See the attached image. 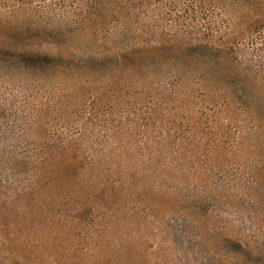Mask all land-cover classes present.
Segmentation results:
<instances>
[{
    "label": "rangeland",
    "instance_id": "rangeland-1",
    "mask_svg": "<svg viewBox=\"0 0 264 264\" xmlns=\"http://www.w3.org/2000/svg\"><path fill=\"white\" fill-rule=\"evenodd\" d=\"M0 264H264V0H0Z\"/></svg>",
    "mask_w": 264,
    "mask_h": 264
},
{
    "label": "trees",
    "instance_id": "trees-1",
    "mask_svg": "<svg viewBox=\"0 0 264 264\" xmlns=\"http://www.w3.org/2000/svg\"><path fill=\"white\" fill-rule=\"evenodd\" d=\"M87 49L88 50H94L93 48H92V46H87ZM156 49H153L152 50V52L153 51H155ZM136 51V50H135ZM149 52H150V50H148ZM18 56H22V57H28L29 59H31V62L33 63L32 65H35V66H39V65H49V64H52V63H54L55 61L54 60H57L58 61V58H56V57H50V56H36V55H22V54H18V53H13V54H11V57L12 58H14V57H18ZM117 58H118V56L117 55H115ZM105 57V59L108 57V56H103L102 58H104ZM139 58H141V59H145V57H143V55H142V53H136V52H134V53H132V54H130L129 56H126V57H124V58H120L121 60H122V62H124V63H127V64H132L133 62H130V61H132V60H135V59H139ZM89 60L91 61V62H98V64L100 65L101 64V62L100 61H102L101 59H97V60H94V58L93 59H90L89 58ZM69 159H70V156H69ZM78 160H79V158H78ZM77 160V161H78ZM71 161V162H70ZM76 157L74 156V160H67V161H65V163L67 162V167H64V169L63 170H70V167H72L73 165H75L76 163ZM72 162H74V163H72ZM61 169V170H62ZM53 179H56V177L54 176L53 177ZM57 180V179H56ZM237 245H238V247H240L241 249H242V244L240 243V242H238L237 243Z\"/></svg>",
    "mask_w": 264,
    "mask_h": 264
}]
</instances>
